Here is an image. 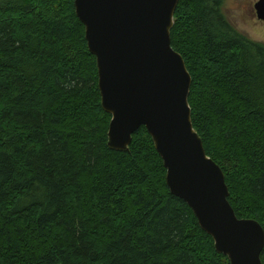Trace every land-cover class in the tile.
<instances>
[{"label": "trees", "instance_id": "1", "mask_svg": "<svg viewBox=\"0 0 264 264\" xmlns=\"http://www.w3.org/2000/svg\"><path fill=\"white\" fill-rule=\"evenodd\" d=\"M222 3L179 0L171 46L229 204L264 230V44ZM110 121L74 0L0 2V264H229L170 194L145 128L119 152Z\"/></svg>", "mask_w": 264, "mask_h": 264}, {"label": "water", "instance_id": "2", "mask_svg": "<svg viewBox=\"0 0 264 264\" xmlns=\"http://www.w3.org/2000/svg\"><path fill=\"white\" fill-rule=\"evenodd\" d=\"M178 1L74 0L96 59L101 106L111 116L108 146L127 151L144 127L163 162L170 194L191 209L216 252L229 264H262L263 228L236 217L224 174L192 126V80L170 40ZM254 9L264 23V0Z\"/></svg>", "mask_w": 264, "mask_h": 264}, {"label": "rangeland", "instance_id": "3", "mask_svg": "<svg viewBox=\"0 0 264 264\" xmlns=\"http://www.w3.org/2000/svg\"><path fill=\"white\" fill-rule=\"evenodd\" d=\"M5 0H0L3 2ZM258 0H223L222 12L234 29L249 40L264 44V23L258 20L254 5Z\"/></svg>", "mask_w": 264, "mask_h": 264}]
</instances>
